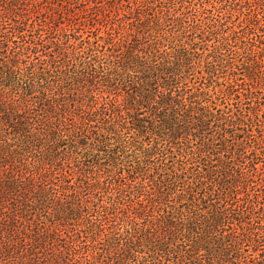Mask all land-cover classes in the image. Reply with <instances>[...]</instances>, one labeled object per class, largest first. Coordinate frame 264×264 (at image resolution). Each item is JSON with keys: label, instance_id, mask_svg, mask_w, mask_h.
Here are the masks:
<instances>
[{"label": "trees", "instance_id": "16d2710c", "mask_svg": "<svg viewBox=\"0 0 264 264\" xmlns=\"http://www.w3.org/2000/svg\"><path fill=\"white\" fill-rule=\"evenodd\" d=\"M30 1L0 0V264L171 262L160 245L174 234L171 224H141L135 204L75 156L85 139L120 126L116 101L102 87L133 90L141 110L153 107V90L158 112L171 117L160 128L168 136L175 116L191 112L178 93L194 66L163 52L152 33L188 0H69L85 17L68 22L33 12ZM256 193L209 226L205 241L222 242L224 256L238 248L245 263L264 264V190Z\"/></svg>", "mask_w": 264, "mask_h": 264}, {"label": "rangeland", "instance_id": "374dc122", "mask_svg": "<svg viewBox=\"0 0 264 264\" xmlns=\"http://www.w3.org/2000/svg\"><path fill=\"white\" fill-rule=\"evenodd\" d=\"M108 1L117 5L120 0ZM185 5L152 33H159L163 52L185 56L194 66L189 86L178 93L191 112L175 116L176 132L168 136L160 128L171 117L158 112L153 90L147 97L153 107L141 110L133 90L102 87L105 97L116 101L120 126L102 131L105 138L85 139L75 157L135 204L133 216L141 224L148 219L172 225L174 234L160 243L172 260L165 257L163 264H224L221 258L251 264L240 258L238 248L224 256L222 242L210 245L205 230L221 225L224 213L243 205L247 194L255 199L256 191L264 190V0H188ZM29 7L46 12L48 20L85 17L69 0H31ZM253 248L244 256L250 257Z\"/></svg>", "mask_w": 264, "mask_h": 264}]
</instances>
